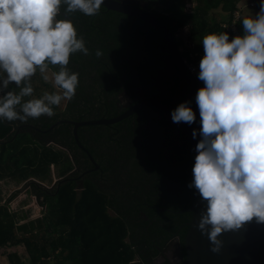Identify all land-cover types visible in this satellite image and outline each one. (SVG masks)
Returning <instances> with one entry per match:
<instances>
[{"label": "trees", "instance_id": "16d2710c", "mask_svg": "<svg viewBox=\"0 0 264 264\" xmlns=\"http://www.w3.org/2000/svg\"><path fill=\"white\" fill-rule=\"evenodd\" d=\"M139 1L172 32L189 27L191 43L178 40V46L193 64L204 55L203 37L227 32L224 26L241 3L257 12L260 5V0H192L196 4L188 11L184 0ZM65 8L58 19L71 20L89 50L72 54L67 66L79 73L75 96L62 111L53 106L52 117L0 119V179L44 182L54 166L62 168L63 181L53 189L27 184V191L41 199V219L21 223L8 208L15 195L0 205V252L23 246L30 264H184L171 251L178 247L185 259L192 220L186 210L196 190L188 187L195 152L186 136L149 107L115 124L79 127V142L99 166L95 170L65 121L113 119L151 97L172 112L187 101L186 82L161 35L143 21L102 6L94 16L79 10L65 14ZM246 16L242 13L236 25L240 35ZM97 50L103 53L99 58ZM54 71L59 66H50ZM31 83L33 97L25 100L59 90L39 71ZM8 90L19 91L15 85ZM136 90L143 100H136ZM260 260L264 264V243ZM8 262L25 264L17 253H10Z\"/></svg>", "mask_w": 264, "mask_h": 264}, {"label": "clouds", "instance_id": "9594fccd", "mask_svg": "<svg viewBox=\"0 0 264 264\" xmlns=\"http://www.w3.org/2000/svg\"><path fill=\"white\" fill-rule=\"evenodd\" d=\"M104 0H0V119L26 122L55 115L53 106L71 100L79 86V73L68 69L77 52L89 54L71 20L58 19L77 10L98 14ZM243 34L211 33L202 40L204 55L196 95L202 137L196 145L193 180L206 202L198 230L207 235L211 251L219 253L222 234L255 220L264 224V0L259 11L242 20ZM95 55H103L97 50ZM50 66L59 92L33 97L37 71L49 80ZM19 89L9 91V86ZM181 103L171 112L174 123L195 122V113ZM19 108V111H17ZM193 139L197 131L192 132Z\"/></svg>", "mask_w": 264, "mask_h": 264}, {"label": "water", "instance_id": "95a60500", "mask_svg": "<svg viewBox=\"0 0 264 264\" xmlns=\"http://www.w3.org/2000/svg\"><path fill=\"white\" fill-rule=\"evenodd\" d=\"M102 7L109 11H114L120 14L134 17L143 21L155 31H157L163 40L165 41L170 55L183 76L187 89V102L189 107L192 108L195 113V122L190 126L185 125L183 122L174 123L171 118V111L163 106L159 99L151 98L141 101L135 106H132L124 114L113 119H101L95 121H65L73 125L74 138L77 145L85 151L90 158L91 162L95 166V170L99 169V166L95 163L91 154L80 144L77 130L82 126L93 125H111L118 123L125 118L129 117L133 113L143 109L145 107L152 108L157 114L171 122L177 129H179L189 140L192 148L195 152V157L198 155L196 152V145L202 138L199 135L201 125V117L199 108L196 103V95L200 88H203V83L198 79V76L193 75L188 69L184 58L181 55V50L178 46V40L181 33H187V38L184 40L187 43H191L189 36V27L179 32H172L162 21H160L154 14L149 11L148 4L139 0H104ZM184 39V38H183ZM53 129V128H52ZM197 131V137L193 139L192 132ZM60 182L63 181L59 180ZM83 184H80L78 193L82 191ZM206 209V202L202 200L197 190H195L194 200L192 206L186 210L192 214V220L190 221L188 231L184 241L185 259L180 253V260L184 261V264H261L260 260V247L264 243V224H257L255 220L247 223L243 228L222 234L218 239L223 242L219 253H213L211 251V242L207 235L201 234L198 230V223L200 220L201 212Z\"/></svg>", "mask_w": 264, "mask_h": 264}, {"label": "rangeland", "instance_id": "374dc122", "mask_svg": "<svg viewBox=\"0 0 264 264\" xmlns=\"http://www.w3.org/2000/svg\"><path fill=\"white\" fill-rule=\"evenodd\" d=\"M184 1L188 11H190L196 4L195 1L192 0H184ZM247 1L249 0H246V2ZM243 6H244L243 3H241L239 6V8H243L242 13L243 11L246 12L247 14L248 13L255 14L257 12L256 10L251 9V7H247V5H245L244 7ZM216 11L219 12V10H214L212 13ZM180 36L186 39L187 33H184ZM186 60H188V58ZM48 75H49V80L45 82L54 85V78L52 77L50 71ZM59 91L60 90H56V92ZM66 104H67V100H62L61 104L58 106L59 111L64 110ZM61 169L62 168L60 167H54V166L51 167L50 177L44 182H39L34 178H31L30 180L24 183H21L20 181H17V179H13V178L0 179V205H4L6 201H8L11 197L15 195V198H13L10 201V203H8V208L12 213H16L18 215V217L22 220L21 223H27L36 219H41L44 214V208L42 207L41 199L40 198L38 199V197L33 196L30 192L27 191L29 187V185L27 184L32 181L39 183L48 189H53L54 185L57 182H59V180L63 179V177L60 175ZM10 253H17L22 258L25 264H30L29 256L27 254L26 249L23 246L8 250H2L0 252V264H9L8 255Z\"/></svg>", "mask_w": 264, "mask_h": 264}, {"label": "built area", "instance_id": "2783aa9c", "mask_svg": "<svg viewBox=\"0 0 264 264\" xmlns=\"http://www.w3.org/2000/svg\"><path fill=\"white\" fill-rule=\"evenodd\" d=\"M251 6L255 7V4H252ZM240 18H241V13H240V10H238L234 14V19L231 22V24L224 26L226 28L227 33H229L230 40L232 39V37H234L236 35H240L239 27L236 26ZM191 58H194V57L191 56ZM184 60H185V63L187 65L188 69L190 70V72L193 75L198 76L199 71H200V68H199L200 62L193 64V63H189L188 60H186V59H184Z\"/></svg>", "mask_w": 264, "mask_h": 264}, {"label": "flooded vegetation", "instance_id": "af4514ba", "mask_svg": "<svg viewBox=\"0 0 264 264\" xmlns=\"http://www.w3.org/2000/svg\"><path fill=\"white\" fill-rule=\"evenodd\" d=\"M181 31V30H180ZM179 32V31H178ZM182 34H184V32L183 33H181L180 35H182ZM179 40H185V39H183V37H181L180 36V38H179ZM202 83H203V87L205 86L204 85V82L202 81ZM136 95H138V98H136V100H143L144 99V95H143V92H141L140 90H136ZM151 98H153V97H151ZM151 98H149V99H151ZM127 103H128V105L130 104V99L129 98H127ZM77 169H74L73 170V172L75 173V171H76ZM71 173V175H73L74 173ZM78 182H80L81 180H78V178H75ZM81 184V183H80ZM174 245H172V251H171V254H172V256H173V258H175V259H178V261H181L180 260V251H179V248L178 247H176V248H174L173 247ZM174 264V263H173Z\"/></svg>", "mask_w": 264, "mask_h": 264}, {"label": "crops", "instance_id": "0c3cea01", "mask_svg": "<svg viewBox=\"0 0 264 264\" xmlns=\"http://www.w3.org/2000/svg\"><path fill=\"white\" fill-rule=\"evenodd\" d=\"M245 1H246V0H245ZM242 9H243V8H239V10H240L241 14H242ZM243 14H244L245 16H246V15H253V13H252V14H250V13H248V14H247V13H246V12H244V11H243Z\"/></svg>", "mask_w": 264, "mask_h": 264}]
</instances>
